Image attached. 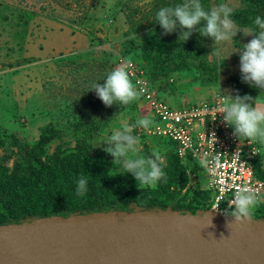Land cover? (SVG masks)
Wrapping results in <instances>:
<instances>
[{"label":"rangeland","instance_id":"rangeland-1","mask_svg":"<svg viewBox=\"0 0 264 264\" xmlns=\"http://www.w3.org/2000/svg\"><path fill=\"white\" fill-rule=\"evenodd\" d=\"M247 1L201 0V3L206 10L227 4L233 9L237 30H243L245 27L237 20L242 16L240 10L247 9ZM181 2L0 0V130L14 137L0 141V159L7 157V165L12 167L18 161L19 145L26 143L46 162L52 160L56 151H71L83 140L103 149L108 137L125 124L133 125L144 116L153 119L141 99L126 108L117 105L109 108L91 88L94 83L103 85L117 66L125 68L127 62L138 65L141 58L135 57L134 51L140 53L146 45L155 47V42L179 54L175 62L181 69L168 73V83L164 81L166 75L157 77L165 93H159V98L170 106L208 103L225 92L244 96V89L254 92L250 94L253 99L259 97L257 103L264 105V93L241 79L238 51L253 37L239 32L231 42L219 46L218 53L212 54L214 41L202 37L199 31L184 43L178 42L179 29L163 35V29L155 23L156 12ZM203 26L202 23L200 27ZM116 57L117 64L112 61ZM152 58L158 60L155 53ZM43 132L56 135L45 148L38 144ZM134 135L140 138L138 155L147 157V151H151L167 165L168 154L175 150L171 141L149 134V129H134ZM116 170L124 172L119 166ZM198 180L203 187L208 186L204 173L200 177L192 175L188 191L184 190L180 196L182 204L190 203Z\"/></svg>","mask_w":264,"mask_h":264},{"label":"trees","instance_id":"trees-1","mask_svg":"<svg viewBox=\"0 0 264 264\" xmlns=\"http://www.w3.org/2000/svg\"><path fill=\"white\" fill-rule=\"evenodd\" d=\"M247 4V9L240 10L242 16L237 23L245 28H254L255 17L264 18V0H248ZM155 45H146L140 53L134 51V54L142 59L137 61L138 65L146 71L153 88L158 94H165L157 77L165 78L166 75L164 81L168 83V73L181 69L175 62L179 54L169 46L164 48L163 43L155 42ZM153 53L158 60L153 61ZM180 55L182 59L183 55ZM112 61L117 64L118 58ZM167 64L170 66L164 67ZM161 65V70L155 69ZM243 91V95L254 94L245 89ZM0 136L2 142L14 139L13 135L1 130ZM55 136L54 133L47 135L43 132L38 144L45 148ZM19 146L18 161L12 167H8L7 157L0 159V226L47 217L68 218L111 211L133 212L137 209L151 211L171 208L173 211L196 214L210 210L213 205L214 193L203 187L201 180H198L192 191L190 203L182 204L180 196L189 186L192 175L200 177L203 172L191 159L186 162L181 160L174 150L167 156V165H162L166 180L160 181L156 187L141 189L130 173L116 170L118 166L114 165V157L103 149L94 148L85 140L78 142L71 151H56L48 162L35 155L30 143ZM148 156H152L151 151H147ZM254 163L257 177L264 181L262 161ZM81 176L88 180V191L83 197L77 196L75 192L76 180ZM257 207L253 217L264 218V202Z\"/></svg>","mask_w":264,"mask_h":264},{"label":"water","instance_id":"water-1","mask_svg":"<svg viewBox=\"0 0 264 264\" xmlns=\"http://www.w3.org/2000/svg\"><path fill=\"white\" fill-rule=\"evenodd\" d=\"M154 209L0 226V264H264V219Z\"/></svg>","mask_w":264,"mask_h":264},{"label":"clouds","instance_id":"clouds-1","mask_svg":"<svg viewBox=\"0 0 264 264\" xmlns=\"http://www.w3.org/2000/svg\"><path fill=\"white\" fill-rule=\"evenodd\" d=\"M232 13L233 9L224 3L206 10L201 0H182L174 6L161 7L156 12L155 23L163 29L165 36L176 33L179 29L178 42L183 43L199 31L202 37H209L214 41L212 54L218 53L219 46L231 42L239 32L253 37L238 51L241 79L264 93V18L255 17L254 28L237 30ZM202 23L204 26L200 27ZM154 31L153 29V33ZM104 80L103 85L94 83L91 90L109 108L114 105L126 108L143 95L144 90L133 84L123 66L114 68ZM258 98L253 99L251 95L241 96L238 93L233 96L225 92L215 109L216 115L221 114L223 122L234 129V137L254 146L253 155L257 154L255 145L264 146V105L257 103ZM154 126L155 121L150 117L138 118L135 124H125L113 132L104 144L107 147L103 148V151L114 157V165L130 173L141 189L156 187L160 181L166 180L162 168L164 160L160 155L153 153L146 157L137 154L140 138L134 135V129L148 130ZM201 163L207 167L205 161ZM87 191L88 180L81 176L76 180V195L83 197ZM261 199L264 198L251 185L237 187L232 199L228 201V209L223 213L230 218L228 225L233 221L240 224L250 222Z\"/></svg>","mask_w":264,"mask_h":264},{"label":"built area","instance_id":"built-area-1","mask_svg":"<svg viewBox=\"0 0 264 264\" xmlns=\"http://www.w3.org/2000/svg\"><path fill=\"white\" fill-rule=\"evenodd\" d=\"M125 70L134 85L144 90L140 99L150 109L155 121L149 134L171 141L178 157L185 162L191 159L207 177V188L214 193L210 210L223 214L240 186L251 185L264 198V181L257 177L254 163L264 160V146L255 145L257 154L253 155V145L240 142L233 136L232 128L223 122L221 114L215 112L221 94L208 103L174 108L159 98L157 90L137 64L127 62ZM201 161H205L207 167ZM263 202L261 199L260 203Z\"/></svg>","mask_w":264,"mask_h":264}]
</instances>
